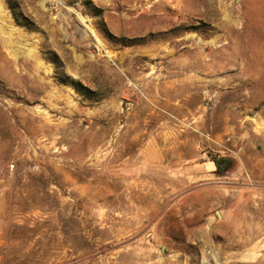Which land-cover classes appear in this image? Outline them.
<instances>
[{"label": "rangeland", "instance_id": "obj_1", "mask_svg": "<svg viewBox=\"0 0 264 264\" xmlns=\"http://www.w3.org/2000/svg\"><path fill=\"white\" fill-rule=\"evenodd\" d=\"M0 264H264V0H0Z\"/></svg>", "mask_w": 264, "mask_h": 264}, {"label": "crops", "instance_id": "obj_2", "mask_svg": "<svg viewBox=\"0 0 264 264\" xmlns=\"http://www.w3.org/2000/svg\"><path fill=\"white\" fill-rule=\"evenodd\" d=\"M216 167H219L217 160L212 162L211 160L197 162L193 165L185 167L186 175H189L193 181H200L206 177H210L214 174Z\"/></svg>", "mask_w": 264, "mask_h": 264}, {"label": "water", "instance_id": "obj_3", "mask_svg": "<svg viewBox=\"0 0 264 264\" xmlns=\"http://www.w3.org/2000/svg\"><path fill=\"white\" fill-rule=\"evenodd\" d=\"M220 162H221V159H218L217 160V164L220 165Z\"/></svg>", "mask_w": 264, "mask_h": 264}, {"label": "bare ground", "instance_id": "obj_4", "mask_svg": "<svg viewBox=\"0 0 264 264\" xmlns=\"http://www.w3.org/2000/svg\"><path fill=\"white\" fill-rule=\"evenodd\" d=\"M247 244V243H246Z\"/></svg>", "mask_w": 264, "mask_h": 264}]
</instances>
